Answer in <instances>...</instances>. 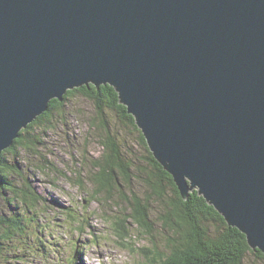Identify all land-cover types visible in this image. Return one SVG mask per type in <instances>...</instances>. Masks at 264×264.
<instances>
[{"label": "water", "instance_id": "1", "mask_svg": "<svg viewBox=\"0 0 264 264\" xmlns=\"http://www.w3.org/2000/svg\"><path fill=\"white\" fill-rule=\"evenodd\" d=\"M110 84L184 200L264 254V0H0V164L70 89Z\"/></svg>", "mask_w": 264, "mask_h": 264}, {"label": "rangeland", "instance_id": "2", "mask_svg": "<svg viewBox=\"0 0 264 264\" xmlns=\"http://www.w3.org/2000/svg\"><path fill=\"white\" fill-rule=\"evenodd\" d=\"M108 117L132 163V179L125 182L121 176L112 190L93 181L102 133L93 104L81 94L33 126L28 135L33 149L5 153L2 180L36 201L28 208L12 187L0 182V264H159L169 253L167 238L176 235L162 220L165 201L144 183V172L150 171L147 147L121 114ZM164 183L169 200L175 192ZM133 192L148 203L151 232L129 219L124 239L115 221L131 212L126 197ZM243 264H264V257L251 251Z\"/></svg>", "mask_w": 264, "mask_h": 264}, {"label": "trees", "instance_id": "3", "mask_svg": "<svg viewBox=\"0 0 264 264\" xmlns=\"http://www.w3.org/2000/svg\"><path fill=\"white\" fill-rule=\"evenodd\" d=\"M75 94L83 95L93 104L102 133L100 135H102L103 151L94 161V168L97 171L93 177V181L100 186V189L112 190L114 184L119 183L121 176L125 182L132 179L130 172L132 163L122 150V145L113 132L108 115L118 112L136 131L140 132L142 144L147 147L148 156L146 159L150 169L148 175H146L147 171L144 172V183L162 201H165L162 220L164 226L176 235L167 238L166 248L169 249V253L160 258L159 264H243L247 254L251 251L264 257L260 250L250 248L246 235L237 227L228 225L223 215L209 204L197 190L191 193L188 200L182 198L172 175L163 168L149 150L146 139L136 125L133 115L129 114L127 107L120 103L118 92L110 84H102L100 87L92 83L83 85L68 90L63 101L53 99L50 109L24 128L14 144L4 150L0 164V182L9 188L12 187L15 197L22 198L30 209L36 201L33 194L29 195L24 189L19 191L13 184L4 183L2 180V166L6 165L5 153L16 147H21L26 151L33 149V139L28 137L33 126L46 118L50 119L53 110L64 106L66 100ZM164 182L170 183L175 192V196L169 200L166 196ZM126 198L132 202L131 212L127 217L116 216L115 224L118 235L126 239L129 219L145 226L148 228V232H151L148 222L150 218L148 203L143 202L142 198L134 192L131 197L127 196Z\"/></svg>", "mask_w": 264, "mask_h": 264}]
</instances>
